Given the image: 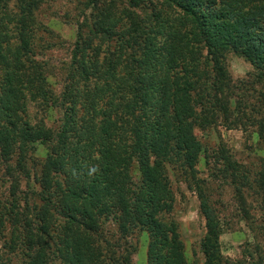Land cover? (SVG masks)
<instances>
[{
    "label": "trees",
    "instance_id": "1",
    "mask_svg": "<svg viewBox=\"0 0 264 264\" xmlns=\"http://www.w3.org/2000/svg\"><path fill=\"white\" fill-rule=\"evenodd\" d=\"M86 1V13L88 10L102 13L103 19L100 24L81 25L80 40L85 28L93 37L108 35L107 22L115 17L128 18L132 24L128 32L129 47L133 52H142L148 63H156L165 52L169 60L168 72L158 90L163 98L156 112L161 118L155 133L159 143L155 139L145 142L140 126L144 118L142 113L153 105L150 95L155 88L151 81L158 76L143 73L136 67L139 59L135 54L123 63L125 73L121 77L112 69V62H109L108 71L103 69L97 51L92 74L90 70H83L80 80L72 84L74 89H69L68 99H62L50 88L46 62L38 49L40 34L50 33L38 16L46 0H0V84L7 95V113L13 120L10 124L0 120V159L7 160L0 164L7 167L6 177L12 178L16 185L22 177L29 181L41 174L42 190L31 192L29 187L28 192L20 194L26 205L32 195L47 206L46 211L35 217L29 210L20 208L21 198L18 199L17 194L11 193V203L3 206L0 193V241L4 237V223L8 221L14 231L5 248L10 246L12 254L24 256L23 264H57L58 261L61 264H107L111 254L116 255L120 250L124 251L120 263L132 264V255L128 253L130 242L126 237L130 229H138L140 221L146 219L151 235L149 264H187L181 244L169 234L167 224L157 219L162 206L168 208L174 201L168 189L169 180L164 177L163 164L181 163L180 170L199 194L202 213L207 220L208 236L203 242L206 264H231L220 253L223 228L221 218L210 205L205 188L207 181L197 177L202 148L192 133L190 119L195 117V121L208 126L218 113H229L228 102L223 101L225 96L221 99L222 90L228 89L222 52L229 50L245 58L260 71L264 82V0ZM118 1H127L128 6L117 15ZM139 3L172 13L174 20L166 24L167 37L161 46L158 36H154L155 31L151 33L150 28L144 26L147 20L143 21L140 14L131 11ZM127 12L128 17L125 16ZM78 48L80 43L76 50ZM76 50L67 82H73L77 72L74 68L78 58ZM211 72L217 73L212 80ZM220 74L226 80L222 85ZM228 91L233 94L234 88ZM194 99L193 107L187 105ZM63 107H66L63 130L54 137L49 128L42 127L45 118L41 120V116L58 113ZM19 116L29 121L24 124L28 128L25 132L15 130ZM73 129L77 131L76 141H71ZM127 133L133 137L131 143L126 141ZM36 142H57V150L51 155L48 166L39 169L34 163L29 170L27 152ZM15 153H19L17 169L21 176L11 173L14 170L9 160ZM219 156L218 164L225 163L216 175L229 182L232 180L241 200H244L245 187L250 186L252 191L255 184L258 189L254 191L264 196V171L258 181L251 183L252 178L244 166L224 150ZM135 159L140 161L145 173L141 186L132 182L130 163ZM67 162L72 166L65 170ZM52 212L70 227L77 228H63L61 222L58 230L65 233H59L55 229L58 220L51 217ZM111 216L124 223L123 235L117 243H113L102 228H96L97 217L104 225L111 222ZM72 235L78 238L73 239Z\"/></svg>",
    "mask_w": 264,
    "mask_h": 264
},
{
    "label": "rangeland",
    "instance_id": "2",
    "mask_svg": "<svg viewBox=\"0 0 264 264\" xmlns=\"http://www.w3.org/2000/svg\"><path fill=\"white\" fill-rule=\"evenodd\" d=\"M126 2H117V15L128 6ZM87 4L86 0H46V4L39 11V20L50 31L48 34L42 32L38 42V49L42 54L41 59L46 62L50 88L57 97L68 99L69 89L72 88V84L80 80L79 77L83 70H90V74H92L97 51L100 54V64L103 69L108 71L109 62H112V64L114 63L112 69L116 70L117 75L121 77L125 73L122 69L123 63L127 62L129 56L135 54V57L139 59L136 67L140 68L143 73H154L158 76L154 81H151L155 88L150 95L153 105L142 113L144 118L141 120L140 126L143 129L141 137L145 142L147 139L150 141L155 139L159 143V139L155 138V133L161 125V118L156 112H159V100L163 98L158 90H160L163 79L168 72L169 60L166 58L165 52L160 54L156 63H148L143 59V53L138 52V50L133 52V49L129 47L128 32L132 24L127 21L128 18L120 20L121 18L115 17L112 22H107V28L110 30L108 35L93 37V34L91 35L90 31L85 28L80 40L78 32L81 25L100 24L103 19L102 13L99 15L98 12L91 10L86 13ZM136 6L137 8L131 9V11L140 14L143 21L147 20L144 26L150 28L151 33L153 30L155 31L154 36H158V42L161 46L167 37L166 24L174 20L172 13L158 6L151 7L140 3ZM125 16L128 17L129 12L125 13ZM77 43H80V48L76 50ZM75 50L78 54L74 67L77 72L73 77V82H67V75L73 62ZM161 50L165 51V49ZM221 55L224 56L222 65L224 64L228 77L226 86L228 89L222 90L221 99L225 96L223 101L224 103L228 102L229 113H218L216 120L208 126L202 124L201 121H195V117L190 119L192 133L202 148L200 162L196 167L199 172L197 177L207 181L205 188L210 197V205L221 218L223 234L220 237V253L224 260L231 264H264V196L254 191L258 189L257 184H255L252 191L249 189L250 186L245 187L244 200H241L237 194L236 184L231 183L232 180L229 182L216 175V171L220 170L222 164L225 163L218 164L219 159L221 161L219 152L222 150L245 167L252 178L251 183L258 181L260 173L264 171V82L260 78V71L245 58L229 50L222 52ZM199 68L201 71V67ZM1 75L0 72V78ZM216 76V72H211V80ZM219 77L221 85L224 84L226 80L222 78L221 74ZM210 84L212 86L213 81ZM2 87L3 85L0 84V120L3 124H10L13 120L9 112L7 113V95ZM231 88H234L233 94L228 91ZM212 94L215 95V92ZM192 103L196 104L195 99L187 105ZM65 112L66 107H63L58 113L42 114L41 120L45 118L42 127L49 128L54 137L60 135L63 130L64 122L62 120H65ZM27 121L28 119L24 116H19V123L15 124V130L18 132L27 131L28 128L24 126ZM125 137L126 141L131 143L130 140L133 137L130 133H127ZM77 138V131L73 129L71 141H76ZM56 143L42 144L36 142L31 144L27 152L28 169H32L34 163L39 169L48 166L51 155L57 150ZM55 158L57 162H61L59 157ZM137 160L135 159L130 163L131 177L133 184L141 186L145 179V173L141 170L140 161ZM152 160H155V156H152ZM4 161L7 160L0 159L1 164ZM1 164L0 193L3 206L8 207L11 203V193L17 194L18 199H20L22 196L20 192H28L29 187L31 192L42 190L41 174L34 175L33 179L29 181L22 177L19 184L16 185L12 183V178L6 177L8 169ZM18 164L19 153H15L9 160V165L14 170L11 173L17 172L16 175L21 176V172L17 169ZM180 165L163 164L166 169L164 177L169 180L168 189L170 197L174 201L168 208L162 206L157 219L158 222L167 224L169 234L175 240L177 238L185 254L187 264H206L203 242L208 236L207 220L202 213L200 196L193 183L180 170ZM71 166V162H67L63 168L68 170ZM28 201L26 205L24 198L19 200V206L24 211L29 210L35 217L41 211H46L45 207L47 206L34 196L30 195ZM50 214L54 220H58L55 229L59 233H65L62 232V229L58 230L61 222L63 228H77V226L70 227L65 220L59 218L56 212ZM141 215H144L143 212ZM96 222V228H102L113 243L119 242L123 235L124 223L122 221L119 222L118 219L111 216L109 223L103 225V220L98 217ZM126 222L128 221L126 220ZM147 224V220L142 219L139 223L141 227L135 230L130 229L126 237L130 242L128 253L132 255V264H149L151 235ZM3 228H5V232L0 241V264H23L26 261L24 256L20 253L12 254L9 251L10 246L5 248V245L10 244L11 231L13 233L14 227L6 221ZM127 228L133 227L128 226ZM73 233L75 234V231ZM17 235L16 233L14 237ZM72 236L73 239L78 238V236ZM114 252L117 253L118 251ZM123 254V250H120L116 255L111 254L109 257L111 261H108L107 264H121L120 260ZM57 264H61V261H58Z\"/></svg>",
    "mask_w": 264,
    "mask_h": 264
}]
</instances>
